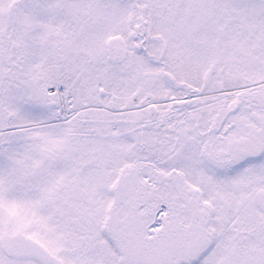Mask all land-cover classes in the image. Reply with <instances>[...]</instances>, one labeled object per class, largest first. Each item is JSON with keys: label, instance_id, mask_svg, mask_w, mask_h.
<instances>
[{"label": "snow or ice", "instance_id": "6c2138e0", "mask_svg": "<svg viewBox=\"0 0 264 264\" xmlns=\"http://www.w3.org/2000/svg\"><path fill=\"white\" fill-rule=\"evenodd\" d=\"M0 264H264V0H0Z\"/></svg>", "mask_w": 264, "mask_h": 264}]
</instances>
